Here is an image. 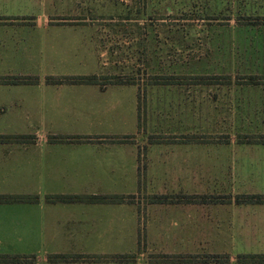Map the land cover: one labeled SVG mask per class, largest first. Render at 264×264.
Instances as JSON below:
<instances>
[{
    "label": "crops",
    "instance_id": "crops-1",
    "mask_svg": "<svg viewBox=\"0 0 264 264\" xmlns=\"http://www.w3.org/2000/svg\"><path fill=\"white\" fill-rule=\"evenodd\" d=\"M4 1L0 79L34 81L0 82V195L24 197L0 199V258L20 257L0 264H264V199H248L264 198V84L216 89L217 102L253 109L232 122L198 120L196 94L213 88L151 86L140 123L138 85L100 82L90 24ZM92 75L98 84L48 81ZM170 103L168 116L158 107ZM112 195L133 198H96Z\"/></svg>",
    "mask_w": 264,
    "mask_h": 264
},
{
    "label": "rangeland",
    "instance_id": "rangeland-1",
    "mask_svg": "<svg viewBox=\"0 0 264 264\" xmlns=\"http://www.w3.org/2000/svg\"><path fill=\"white\" fill-rule=\"evenodd\" d=\"M4 4L13 13L28 1L5 0ZM33 11L54 23L91 25L105 73L100 82L138 85L140 123L151 86L213 88L196 94L202 98L195 105L198 120L206 119L202 118L206 112L215 122H232L240 114L248 118L253 109L217 102L220 91L216 89L264 84V0H35ZM208 96L213 101L206 105ZM224 96L230 95L224 92ZM175 107L170 103L158 108L168 115ZM227 132H221V138ZM220 135L198 138L217 140ZM240 138L248 139L236 136ZM149 260L167 259L153 255Z\"/></svg>",
    "mask_w": 264,
    "mask_h": 264
},
{
    "label": "trees",
    "instance_id": "trees-1",
    "mask_svg": "<svg viewBox=\"0 0 264 264\" xmlns=\"http://www.w3.org/2000/svg\"><path fill=\"white\" fill-rule=\"evenodd\" d=\"M100 80V77H97L95 75L92 76H73V77H62V78H49L48 81L51 83H62V82H67V83H91V84H98ZM4 81L7 83H24V82H33L34 80H30V79H23V78H8V79H0V82ZM114 83H124V82H114ZM24 197L22 196H2L0 195V199L3 200H10V199H22ZM48 199H53V200H63V199H75V198H80L79 196H62V195H52V196H48ZM97 199L100 200H105V199H111L113 201L119 202L122 200H127V201H131L133 196H120V195H112V196H100V197H96ZM154 200H159L161 198L158 197H153ZM248 199L252 200H262L264 198L261 197H249ZM87 257V256H85ZM50 260L52 261H57V260H64L67 259L68 257L63 256V255H53L49 257ZM93 259L95 260H118V261H126V260H132L134 259V254H130V255H111V256H105V257H101V256H95L93 257ZM0 260H8V261H19L20 257L19 256H13V257H3L0 258ZM244 260L252 262V261H256V256H252V257H246Z\"/></svg>",
    "mask_w": 264,
    "mask_h": 264
}]
</instances>
